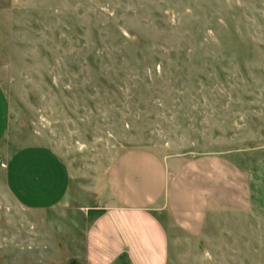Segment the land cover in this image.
<instances>
[{"label": "rangeland", "instance_id": "obj_1", "mask_svg": "<svg viewBox=\"0 0 264 264\" xmlns=\"http://www.w3.org/2000/svg\"><path fill=\"white\" fill-rule=\"evenodd\" d=\"M0 111V264L62 259L63 210L26 211L4 182L8 156L13 181L46 179L43 148L96 193L139 152L177 199L208 193L197 230L169 233L166 264H264V0H0Z\"/></svg>", "mask_w": 264, "mask_h": 264}, {"label": "crops", "instance_id": "obj_2", "mask_svg": "<svg viewBox=\"0 0 264 264\" xmlns=\"http://www.w3.org/2000/svg\"><path fill=\"white\" fill-rule=\"evenodd\" d=\"M0 119L3 124L4 111H0ZM6 130L3 124L0 141ZM42 150L41 159L34 160L46 179L35 175L31 189L13 181L10 169L16 156H8L4 182L12 199L26 211L63 210L69 227L58 230L57 240L48 236L55 247H61L62 259H51L50 264H166L169 233L175 228L197 230L202 222L200 195L204 193L199 195V185L195 184L194 192L189 189V196L177 199L174 184L168 186L172 181L168 169L148 153H128L117 159L108 169L105 191L96 193L76 183L54 152ZM260 161L252 177V184L259 185L253 184L255 190H264V159ZM191 174L198 180L197 173ZM207 196H201L203 202ZM252 199L264 207V196L253 192ZM185 201L190 208L186 216L176 208Z\"/></svg>", "mask_w": 264, "mask_h": 264}, {"label": "trees", "instance_id": "obj_3", "mask_svg": "<svg viewBox=\"0 0 264 264\" xmlns=\"http://www.w3.org/2000/svg\"><path fill=\"white\" fill-rule=\"evenodd\" d=\"M71 264H74V262H72Z\"/></svg>", "mask_w": 264, "mask_h": 264}]
</instances>
